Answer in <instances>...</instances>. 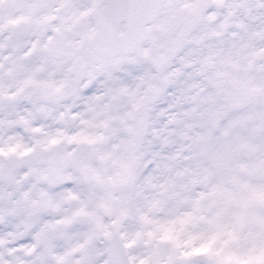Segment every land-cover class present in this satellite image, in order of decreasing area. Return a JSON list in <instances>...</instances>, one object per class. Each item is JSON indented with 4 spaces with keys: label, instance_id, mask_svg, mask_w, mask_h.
Segmentation results:
<instances>
[{
    "label": "snow or ice",
    "instance_id": "snow-or-ice-1",
    "mask_svg": "<svg viewBox=\"0 0 264 264\" xmlns=\"http://www.w3.org/2000/svg\"><path fill=\"white\" fill-rule=\"evenodd\" d=\"M0 264H264V0H0Z\"/></svg>",
    "mask_w": 264,
    "mask_h": 264
}]
</instances>
